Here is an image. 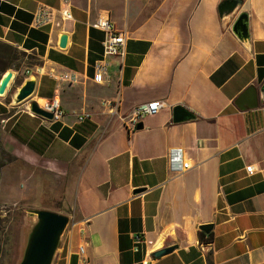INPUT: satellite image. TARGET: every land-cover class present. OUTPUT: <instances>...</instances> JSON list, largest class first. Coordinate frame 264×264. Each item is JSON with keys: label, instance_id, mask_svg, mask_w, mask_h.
Masks as SVG:
<instances>
[{"label": "crops", "instance_id": "obj_1", "mask_svg": "<svg viewBox=\"0 0 264 264\" xmlns=\"http://www.w3.org/2000/svg\"><path fill=\"white\" fill-rule=\"evenodd\" d=\"M61 1L0 0V41L41 61L27 72L33 101L63 109L48 121L0 96L6 151L42 170L36 195L64 199L72 213L52 264H263L264 98L253 109L235 101L264 83V0L232 13L222 0H70L63 31L31 27L39 6ZM102 10L126 33L125 56L109 57L96 83L104 34L90 25ZM243 13L246 40L232 31ZM156 101L158 113L131 131L130 110ZM176 106L193 118L173 123ZM172 148L190 163L181 174L169 170ZM203 225L212 229L201 241ZM164 248L173 251L153 256Z\"/></svg>", "mask_w": 264, "mask_h": 264}, {"label": "rangeland", "instance_id": "obj_2", "mask_svg": "<svg viewBox=\"0 0 264 264\" xmlns=\"http://www.w3.org/2000/svg\"><path fill=\"white\" fill-rule=\"evenodd\" d=\"M40 64V59L32 53L22 50L13 52L0 45V76L7 71L13 72V79L4 95L8 101L11 102L15 91L29 76L27 72ZM33 97L34 95L20 105L29 104ZM2 125L0 123V264H20L29 233L36 222V218L29 211L55 210L54 212L69 217V225L72 222V213L64 199H42L41 190L36 195L38 185L41 187L44 183L43 172L6 151ZM51 179L49 176L46 181L50 182ZM45 191L47 197L51 198L52 190L49 188ZM42 203L49 208L41 205Z\"/></svg>", "mask_w": 264, "mask_h": 264}, {"label": "water", "instance_id": "obj_3", "mask_svg": "<svg viewBox=\"0 0 264 264\" xmlns=\"http://www.w3.org/2000/svg\"><path fill=\"white\" fill-rule=\"evenodd\" d=\"M242 2L243 0H222L219 10L232 13ZM232 31L241 40H246L248 38L247 15L245 13L237 17L233 24ZM67 40L68 36L66 34L61 35L59 40V47L61 49L66 48ZM12 79V71H7L2 76L0 80V96L6 94ZM36 88L37 78L35 76H29L13 94L11 104L13 106H18L29 100L35 94ZM259 98H264V83L259 91L253 87L248 88L238 97L235 101V105L240 110L246 107L253 109L257 107ZM29 111L33 115L45 120H53V115L40 108L35 101L29 103ZM192 118V115L183 107H174L173 123L186 122ZM142 127L143 125L140 123L137 126V130L142 129ZM135 193H140V191L136 190ZM29 214L36 218V222L29 233L20 264H52L60 239L69 225V217L49 210H32L29 211ZM211 229L212 227L210 225H203L200 227V230L206 234L209 233ZM172 251L173 248H164L156 251L153 256L160 258Z\"/></svg>", "mask_w": 264, "mask_h": 264}, {"label": "built area", "instance_id": "obj_4", "mask_svg": "<svg viewBox=\"0 0 264 264\" xmlns=\"http://www.w3.org/2000/svg\"><path fill=\"white\" fill-rule=\"evenodd\" d=\"M73 16L71 13L70 0H62L61 6L58 8H52L49 6H39L33 13L31 27L34 29H49L50 31L55 29L59 31L64 30V25L68 21H72ZM91 28L100 31L104 34L102 40V54L101 59L94 65V81L96 83H103V76L107 73L109 57H120L125 56V43H126V33L116 29L114 23L111 20L110 13L107 10H102L96 20L90 25ZM65 80L69 83H75L77 77L65 76ZM44 104L38 106L43 110L51 113L53 115V121H58L63 117V109L61 103L56 100H43ZM164 104L162 102L156 101L151 103L140 104L130 110L126 117L128 127L131 131H135L137 126L142 123V121L149 116H153L158 113L159 109ZM110 110V114H115L117 105L115 102H109L107 104ZM84 117H80L79 120H83ZM168 165L171 173L181 174L190 168L189 161L185 158L184 152L181 148H172L168 151ZM246 172L252 175L254 172V167H246ZM158 245V244H157ZM160 246L159 248H161ZM80 257L84 260L85 257V244L79 246L78 248Z\"/></svg>", "mask_w": 264, "mask_h": 264}, {"label": "trees", "instance_id": "obj_5", "mask_svg": "<svg viewBox=\"0 0 264 264\" xmlns=\"http://www.w3.org/2000/svg\"><path fill=\"white\" fill-rule=\"evenodd\" d=\"M0 45L3 46L4 48H7V49L13 51V52H17V51L19 50L18 48L13 47V46H11V45H9V44H7V43H3V42H1V41H0ZM0 80H1V76H0ZM204 236H205V234H204L203 232H200V233H199V237H200V240H201V241L203 240V237H204ZM210 236H211V234L208 235V237H210Z\"/></svg>", "mask_w": 264, "mask_h": 264}, {"label": "bare ground", "instance_id": "obj_6", "mask_svg": "<svg viewBox=\"0 0 264 264\" xmlns=\"http://www.w3.org/2000/svg\"><path fill=\"white\" fill-rule=\"evenodd\" d=\"M38 104L39 106H42L44 104V101H39Z\"/></svg>", "mask_w": 264, "mask_h": 264}]
</instances>
